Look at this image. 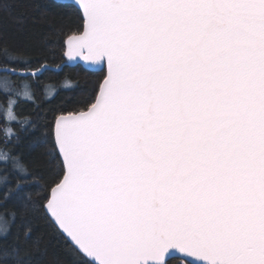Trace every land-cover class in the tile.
Returning a JSON list of instances; mask_svg holds the SVG:
<instances>
[{"label": "snow or ice", "instance_id": "snow-or-ice-1", "mask_svg": "<svg viewBox=\"0 0 264 264\" xmlns=\"http://www.w3.org/2000/svg\"><path fill=\"white\" fill-rule=\"evenodd\" d=\"M79 6L86 24L67 56L106 75L50 134L12 111L13 96L35 101L11 77L37 78L46 63L33 70L31 49L0 35V113L20 124L3 130L0 207L11 202L25 225L13 233L17 211L0 215V264H44L31 235L41 214L72 264H264V0ZM41 155L60 171L34 200Z\"/></svg>", "mask_w": 264, "mask_h": 264}, {"label": "trees", "instance_id": "trees-1", "mask_svg": "<svg viewBox=\"0 0 264 264\" xmlns=\"http://www.w3.org/2000/svg\"><path fill=\"white\" fill-rule=\"evenodd\" d=\"M66 4L68 3L56 0H8L4 8L0 10V35L21 49H31V53L37 57H44V60L37 61L31 53H25L29 55L33 70L41 63L47 65V69L37 78L11 77L17 87H21L23 80L27 79L35 101L13 96L12 99H16L17 103L12 111L20 121L28 118L49 134L51 125L58 115L86 109L76 101L91 100L95 97L106 74V70L91 71L81 64L64 65L59 70L51 68L60 67L66 61V38L83 29L84 19L81 10L74 4L71 9H68L64 7ZM49 92L52 93L51 96ZM8 100V96L0 93V109L8 107ZM44 125L48 127L45 129ZM5 128L20 132L19 122H5L0 113V147H4L3 130ZM21 135L23 136L22 132ZM8 147L23 151L22 146L17 147L12 142H9ZM30 158L35 159V156ZM58 171H60L59 159L52 161V157L48 155H41L37 159L34 168L36 185L28 189L34 200L44 196L48 181ZM3 174V165L0 164V175ZM0 190H3L2 185ZM12 211L18 213L10 227V231L15 233L18 227L23 230L25 226L20 218L19 209L15 208L11 202L0 207V215L6 218L10 219ZM31 226L32 238H39L42 241V249H46L44 264H72L74 258L70 254L68 245L56 236L43 214L36 218ZM170 264H184V261L174 257Z\"/></svg>", "mask_w": 264, "mask_h": 264}, {"label": "water", "instance_id": "water-1", "mask_svg": "<svg viewBox=\"0 0 264 264\" xmlns=\"http://www.w3.org/2000/svg\"><path fill=\"white\" fill-rule=\"evenodd\" d=\"M56 1H58V2H65V3H72L75 6H77L81 10V12H82V7L79 6V0H56ZM82 17L84 19L82 31L79 32V33H75V34H72V35L68 36L66 38V40H65V56H66V61L60 67H51L52 69L59 70V69H62V67L64 65H77V64H81L87 70H91V71H101L97 66L91 64V62L83 61L82 57H68L67 56V51L72 46L71 37H73V36H80V35L83 34L84 27H85V24H86V18L83 15V12H82ZM84 110L86 111L87 109H84ZM63 114H67V113H63ZM182 256H183V254H180L179 256H174V257H176V258H182ZM174 257H172V258H174ZM191 259L192 260H197V258H195V257H193Z\"/></svg>", "mask_w": 264, "mask_h": 264}]
</instances>
